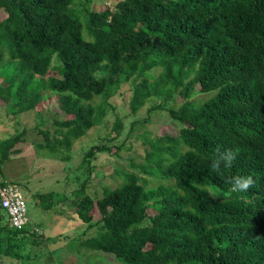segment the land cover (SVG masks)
<instances>
[{
  "label": "trees",
  "instance_id": "trees-1",
  "mask_svg": "<svg viewBox=\"0 0 264 264\" xmlns=\"http://www.w3.org/2000/svg\"><path fill=\"white\" fill-rule=\"evenodd\" d=\"M0 11V102L41 113L57 97L63 118L54 132L40 130L38 144L50 156L70 161L73 144L103 122L126 83L132 113L159 100L149 111L165 110L180 126L143 137L141 170L162 182L152 189L125 173L117 188L91 197V159L121 147L112 151L107 138L84 154L85 179L67 200L87 229H98L82 247L123 264H264V0H120L83 9L84 21L75 0H0ZM121 127L115 120L113 131ZM24 133L0 140V174ZM217 148L237 153L231 167L212 169ZM248 176L252 187L231 190L232 178ZM9 184L22 192L9 182L0 188ZM53 195L35 198L49 210ZM8 231L0 251L18 258L17 235L28 231Z\"/></svg>",
  "mask_w": 264,
  "mask_h": 264
},
{
  "label": "rangeland",
  "instance_id": "rangeland-1",
  "mask_svg": "<svg viewBox=\"0 0 264 264\" xmlns=\"http://www.w3.org/2000/svg\"><path fill=\"white\" fill-rule=\"evenodd\" d=\"M86 1L75 0L78 12L83 13L82 21L86 19L83 9L89 10L93 4L114 7L120 0H89V3ZM2 17L4 14L0 11V18ZM51 65H58L56 58H53ZM196 90H199L198 86ZM131 91V84L126 83L119 93L109 100L112 108L106 113L103 122L73 144L68 162L60 161L38 147V144L43 142L40 130L54 132L55 119L63 118L55 95H49L47 104L40 108L41 113L29 111L19 114L11 105L5 106L0 102V140L25 130L24 142L17 145L21 152L11 156L10 160L1 166L0 181L14 183L21 188L28 218V234L17 235L23 239L20 238V241L15 243L19 257L7 256L0 251V264H123L112 256L82 247V241L94 237L98 229L95 226L87 229V225L77 218L75 209L67 200H70L71 190L75 188L77 181L80 183L85 179V173L81 170L84 154L91 146L106 143L107 138L110 139L107 144L112 151H116V146H120L121 150L114 155L97 153L91 159L92 174L87 191L91 197H101L104 188H117L123 181L121 175L125 173H135L146 180L147 189L162 184L156 177L141 170L147 148L143 137L148 136L154 140L161 135H173L180 126L170 119L165 110L149 111L150 108L160 105L159 100L147 102L138 112L132 113L129 106ZM173 99V105L182 100L179 96H174ZM117 119L122 127L114 132L112 127ZM47 193L54 194L49 210L40 206L35 198L36 194ZM93 215L97 217L96 213ZM93 221L95 222L96 218ZM34 228L41 231V234L33 230ZM8 229L7 218L0 210V250L6 247ZM18 237L14 236V240Z\"/></svg>",
  "mask_w": 264,
  "mask_h": 264
},
{
  "label": "built area",
  "instance_id": "built-area-1",
  "mask_svg": "<svg viewBox=\"0 0 264 264\" xmlns=\"http://www.w3.org/2000/svg\"><path fill=\"white\" fill-rule=\"evenodd\" d=\"M0 208L7 218L9 228L15 230L26 229L28 225L26 201L23 193L16 185L9 184L0 188ZM33 230L41 234V231L37 228Z\"/></svg>",
  "mask_w": 264,
  "mask_h": 264
},
{
  "label": "clouds",
  "instance_id": "clouds-1",
  "mask_svg": "<svg viewBox=\"0 0 264 264\" xmlns=\"http://www.w3.org/2000/svg\"><path fill=\"white\" fill-rule=\"evenodd\" d=\"M216 152L217 158L213 160L211 165L213 170H219L221 164H223V166L226 168L231 167L233 162L236 160L237 153L231 149L221 151L219 148H217ZM229 183L232 185L231 190L233 192H245L254 185V180L250 176L234 177L229 181Z\"/></svg>",
  "mask_w": 264,
  "mask_h": 264
}]
</instances>
